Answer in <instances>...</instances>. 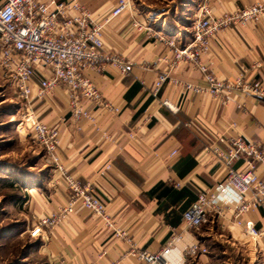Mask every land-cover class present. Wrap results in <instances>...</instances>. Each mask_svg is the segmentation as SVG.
<instances>
[{"label":"crops","instance_id":"crops-1","mask_svg":"<svg viewBox=\"0 0 264 264\" xmlns=\"http://www.w3.org/2000/svg\"><path fill=\"white\" fill-rule=\"evenodd\" d=\"M80 1L96 16H103L116 0ZM206 1L217 18L258 2L188 0L185 6L194 9L186 16L178 5H172L174 1L162 6L151 0H133L130 10L104 29L105 51L129 60L131 72L124 76L108 67L103 73L87 71V76L119 112L82 99L94 123L84 118L75 122L66 88L57 89L46 100L34 101L39 121L59 130V155L66 172L94 185L115 229L127 236H115L102 217L80 210L57 226L49 239L36 237L33 252L44 264H140L131 254L133 248L160 252L177 234L182 239L166 255L167 264H217L220 256L235 259L237 264L240 255L245 264H264V207L239 215L243 225L252 221L261 233L256 241L237 222L233 210L240 205V195L232 187L217 198L222 213H209L208 222L198 231L184 229V214L199 194L213 190L230 169L245 168L243 159L226 164L208 148L227 151L230 145L222 143V138L243 137L264 150V100L235 92L222 102L207 93L189 92L183 84L208 88L200 70L186 62L173 70L166 62L158 63L159 58L172 60L174 55L148 29L180 45L191 44L190 21ZM203 61L219 79L234 81L246 71L247 80L264 84V68L256 67L264 61V19L219 32ZM165 72L170 73L171 82L154 97L155 84ZM35 74V86L50 76L43 65ZM17 102V95H6L0 101V108L8 107L3 114L9 115ZM2 124L0 129L6 126ZM31 137L32 132L27 131L26 135L20 133L19 140L25 143ZM173 151L178 154L173 156ZM25 169L11 176L9 189L14 195L10 205L26 213L23 224L31 232L40 219L66 205L70 190L64 180L53 185L56 172L49 161L43 164L39 160ZM257 173L264 177V167ZM191 245L206 250L212 247V252L193 257L187 251Z\"/></svg>","mask_w":264,"mask_h":264},{"label":"built area","instance_id":"built-area-1","mask_svg":"<svg viewBox=\"0 0 264 264\" xmlns=\"http://www.w3.org/2000/svg\"><path fill=\"white\" fill-rule=\"evenodd\" d=\"M132 3L133 0H116L109 13L96 16L80 0H0V76L15 88L24 104L20 125L32 132V139L43 149L54 168L56 176L53 185L64 180L70 190L65 206L34 225L30 232L33 238L49 239L53 230L65 222L66 218L83 209L102 217L106 227L114 229L115 236L127 238L123 231L115 229L107 205L98 196L94 185L90 182L83 183L66 172L59 155V130L39 121L33 103L35 100H46L57 89L66 88L70 93L69 106L75 122L84 118L94 123V118L82 105V99L112 112H119L118 108L105 101L102 91L87 76V71L103 73L111 67L124 76L131 72L129 60L105 51L103 34L113 19L130 10ZM263 19L264 2L260 0L236 12L225 13L221 18L214 16L211 4L206 1L194 15L191 44L180 45L173 39L152 34L149 29L147 33L159 42H165L174 55L172 60L163 56L158 63L166 62L173 70L180 63L186 62L202 72L208 88L183 84L189 92L207 93L220 98L222 102L235 92L264 100V84L261 81L247 80L246 71L234 81L219 79L203 61L219 32L230 26L242 27ZM40 65H43L50 76L35 86L33 80ZM256 67L264 68V61ZM169 74L165 72L159 76L153 91L154 97L158 96L166 82H171ZM220 141L230 145L227 151H222L219 147L208 150L214 151L226 164L243 159L245 168L230 169L213 190L199 194L197 202L184 214L185 230L198 231L208 222L209 213H222L223 208L217 198L231 187L240 195V205L233 210L239 225H243L239 215L259 206L264 207V177L257 173L259 167H264V150L243 137H234L229 141L222 138ZM173 152V156L178 154ZM243 227L244 232L257 241L261 233L256 230L254 223L247 221ZM181 239L182 235H174L160 252H137L133 248L131 254L137 257L140 264H167L166 255L172 252L175 243ZM133 245L131 244L132 247ZM187 251L193 257L208 252L201 245H191Z\"/></svg>","mask_w":264,"mask_h":264},{"label":"rangeland","instance_id":"rangeland-1","mask_svg":"<svg viewBox=\"0 0 264 264\" xmlns=\"http://www.w3.org/2000/svg\"><path fill=\"white\" fill-rule=\"evenodd\" d=\"M151 1L161 3L162 6L174 1L172 5L174 7L178 5V11L186 16L194 9V7L185 6L187 3L185 1L188 0ZM190 22L192 26L193 21ZM14 94L19 97L15 88L0 76V101L6 98V95L13 96ZM19 100L20 103L17 102L12 109L10 108L9 115L3 114L8 107L1 106L0 108V123L6 125L0 129V135H2L0 136V264H44L43 259L33 252L36 247V237H31L30 232H27L28 226L23 224L26 220V213L10 205L14 195V192L9 189L13 181L12 174L26 170L25 168L39 160L43 164L48 161L43 149L35 143L32 137L25 143L19 140L20 133L25 135L27 133V128L20 125L21 114L25 107L20 97ZM33 153L37 155L36 158L31 155ZM208 250L212 252V247ZM28 254L29 257H27ZM220 258L217 259V264H236L235 259L229 260L226 256H220ZM239 258L241 262L238 261L237 264H245L241 255Z\"/></svg>","mask_w":264,"mask_h":264}]
</instances>
